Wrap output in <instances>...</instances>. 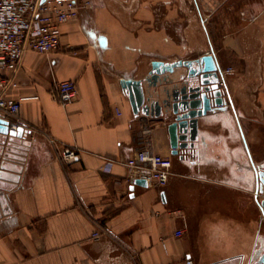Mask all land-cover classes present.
Here are the masks:
<instances>
[{
	"label": "crops",
	"instance_id": "1",
	"mask_svg": "<svg viewBox=\"0 0 264 264\" xmlns=\"http://www.w3.org/2000/svg\"><path fill=\"white\" fill-rule=\"evenodd\" d=\"M179 1L90 0L61 25L68 46L24 53L6 91L21 102L23 134L0 133V264H264L252 165L264 166V0H239L248 25L218 46L203 11L213 0H190L205 50L182 26ZM210 51L230 66L229 99L199 121L180 159L166 121L133 112L138 81L152 60ZM63 79L77 86L66 105L55 91ZM65 146L78 149L69 164ZM141 148L171 157V173L131 191L124 161Z\"/></svg>",
	"mask_w": 264,
	"mask_h": 264
},
{
	"label": "built area",
	"instance_id": "2",
	"mask_svg": "<svg viewBox=\"0 0 264 264\" xmlns=\"http://www.w3.org/2000/svg\"><path fill=\"white\" fill-rule=\"evenodd\" d=\"M89 5L90 0H0V117L8 121V129L16 130L22 125L19 115L21 102L9 97L6 91L16 83V71L24 53L27 50L49 53L61 45L68 46L62 39L61 25L75 19L79 10ZM224 71L228 73L230 68ZM219 85H224L223 72ZM55 91L62 105L77 96L76 83L71 79L56 82ZM116 111L120 113L118 109ZM77 150L76 146L61 148L60 160L64 164L71 163L77 156ZM124 165L128 170L129 183L140 178L147 183L164 185L171 173L172 159L141 148L128 156ZM257 198L260 201L264 196L259 193ZM104 232L98 226L91 232V238L97 239ZM181 233L180 229L174 231L176 236ZM185 263L192 264V260L187 258Z\"/></svg>",
	"mask_w": 264,
	"mask_h": 264
},
{
	"label": "water",
	"instance_id": "3",
	"mask_svg": "<svg viewBox=\"0 0 264 264\" xmlns=\"http://www.w3.org/2000/svg\"><path fill=\"white\" fill-rule=\"evenodd\" d=\"M150 64L143 79L145 86L138 81L140 89L135 106L132 105L133 112L140 110L143 115L165 120L171 153L182 159L195 149V141L200 139L199 121L225 106L229 99L226 85H219L222 77L220 66L212 51L190 59L169 62L152 60ZM7 123L6 119L0 117V133L22 137V125L10 130ZM252 165L255 175L254 195L264 219V199L259 201L257 198L259 193L264 196V166L258 168L254 163ZM135 185L145 187L147 182L136 178L129 189L133 191ZM263 260L264 254L260 261Z\"/></svg>",
	"mask_w": 264,
	"mask_h": 264
},
{
	"label": "rangeland",
	"instance_id": "4",
	"mask_svg": "<svg viewBox=\"0 0 264 264\" xmlns=\"http://www.w3.org/2000/svg\"><path fill=\"white\" fill-rule=\"evenodd\" d=\"M179 5L181 7L182 26L191 27L190 40L196 43L198 42V44L201 45V50H205L206 43L201 29V23L198 16L195 15L190 0H180ZM243 6L244 3L239 0H213L203 5V11L207 14L205 23L208 25L209 29H212L213 38L217 46L220 44L219 41L221 36H223L227 30L242 29L248 25L249 18L246 17V14L242 15L240 13ZM243 16L244 19L241 18ZM226 68L228 69L230 66L227 65L225 68H222L224 79L226 78V72L224 71Z\"/></svg>",
	"mask_w": 264,
	"mask_h": 264
},
{
	"label": "flooded vegetation",
	"instance_id": "5",
	"mask_svg": "<svg viewBox=\"0 0 264 264\" xmlns=\"http://www.w3.org/2000/svg\"><path fill=\"white\" fill-rule=\"evenodd\" d=\"M190 58H192V57H187V58H178V59H190ZM177 60V59H176ZM231 71V70H230ZM220 73H221V75H222V68H221V66H220ZM229 73V72H228ZM227 74V73H226ZM223 76H224V73H223ZM224 84H225V79H224Z\"/></svg>",
	"mask_w": 264,
	"mask_h": 264
}]
</instances>
